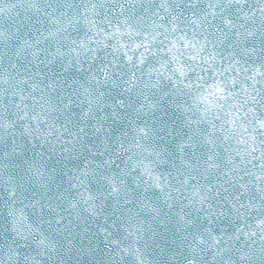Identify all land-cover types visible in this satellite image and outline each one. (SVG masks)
<instances>
[{"label": "snow or ice", "instance_id": "obj_1", "mask_svg": "<svg viewBox=\"0 0 264 264\" xmlns=\"http://www.w3.org/2000/svg\"><path fill=\"white\" fill-rule=\"evenodd\" d=\"M0 264H264V0H0Z\"/></svg>", "mask_w": 264, "mask_h": 264}]
</instances>
